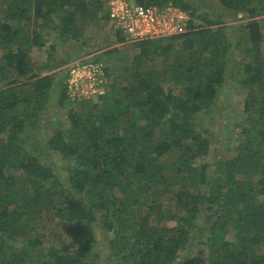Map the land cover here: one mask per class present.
Segmentation results:
<instances>
[{
	"label": "trees",
	"instance_id": "obj_1",
	"mask_svg": "<svg viewBox=\"0 0 264 264\" xmlns=\"http://www.w3.org/2000/svg\"><path fill=\"white\" fill-rule=\"evenodd\" d=\"M111 1L0 0V264H264V0H128L189 17L183 34L141 42L115 28ZM93 26L108 36L86 35ZM116 43L136 48L124 81L106 65L98 103L80 102L69 130L41 140L48 106L67 100L69 65L102 61ZM233 46L247 98L222 158L221 128L198 117L227 83ZM162 198L181 208L174 227L159 225ZM46 211L75 248L35 236Z\"/></svg>",
	"mask_w": 264,
	"mask_h": 264
},
{
	"label": "rangeland",
	"instance_id": "obj_2",
	"mask_svg": "<svg viewBox=\"0 0 264 264\" xmlns=\"http://www.w3.org/2000/svg\"><path fill=\"white\" fill-rule=\"evenodd\" d=\"M132 4H134L132 2ZM246 13H239L237 17L229 16L230 19L228 21V27L230 28L229 31L231 34L239 33L238 29H234L235 32L232 30L231 27L233 26H242L244 20L247 19ZM115 29V28H114ZM264 32V27H263ZM105 30H101V26L98 27H90L86 30V35L88 36H102L104 39L106 36ZM117 49V52L114 54H109L110 56H105L104 52L109 51L110 49ZM136 48L134 45H125L116 43L113 47L105 48L104 51H99L100 60L105 62V64L110 69L109 77H112L116 80L121 79L124 81L125 77L127 76L126 69L130 68L128 66L129 62L132 59V55L134 54ZM114 51V50H112ZM73 52V51H71ZM91 57V56H89ZM82 58L79 60H86L89 58ZM244 54L242 47L233 46L230 50L229 54L225 56L226 61V73H227V83L223 89H221L219 96L216 100L215 105L212 107V113L209 116H206V112H203L199 115L198 121L200 122L201 126L206 129H216L220 127V132L213 133V145L217 148V154L224 158V153L227 152L228 145L233 141V139H239V128L234 125L236 120L241 119L243 115V107L244 101L247 98V91L241 87L240 81L242 79V71H240L242 65L244 64ZM44 59V58H43ZM44 65L46 64V60H41L39 62L36 61V65ZM46 74V73H44ZM111 80V81H112ZM110 82V81H109ZM66 83V81H65ZM53 96V95H52ZM51 96V97H52ZM54 98V96H53ZM52 98V99H53ZM51 100V99H50ZM85 101H70L68 98L67 100H63L62 104H60V99L57 97L54 98V101L48 106L47 111L51 113V121L48 124H44V119L39 122L38 127L36 128L35 132L38 133V137L43 140L44 136L48 135V137L52 136L57 131H67L71 128L70 122V114L72 112H81L80 105ZM98 98L93 97L91 99V103L95 104L98 103ZM81 102V103H80ZM212 120V121H211ZM214 123V124H213ZM211 124V125H210ZM48 128L49 133L46 134L44 128ZM214 132V131H213ZM237 144L234 145L233 149L230 152L234 151ZM177 156V152H173V155L167 157L168 161H171ZM179 184L176 186V188ZM162 202V209L165 212V216L168 217L166 220H162L159 224L162 227L171 228L174 227L177 222L175 220L176 217L171 218L173 215L175 216H182L183 213L181 212V208L175 206L174 203H170V201L166 200V198L161 199ZM50 212H44L40 220L36 223L35 226V236H38L39 239L42 241L43 245L46 247L54 246L59 249H70L75 248L76 245L72 243L71 238L68 235V225L65 219L58 218L56 216L52 217L49 215ZM54 215V212H52ZM153 219V217H152ZM67 225V226H66ZM127 235L131 233L129 231L126 232ZM231 238V235H230ZM106 240H104L105 242ZM198 249L206 251L204 248ZM264 252V249L262 250ZM206 255L205 252L202 256L203 263L206 262ZM205 264V263H204Z\"/></svg>",
	"mask_w": 264,
	"mask_h": 264
},
{
	"label": "built area",
	"instance_id": "obj_3",
	"mask_svg": "<svg viewBox=\"0 0 264 264\" xmlns=\"http://www.w3.org/2000/svg\"><path fill=\"white\" fill-rule=\"evenodd\" d=\"M109 7L115 28L123 30L128 42L181 35L188 26L187 13L172 6L158 9L132 4L128 0H113ZM68 68L65 84L70 101H89L105 93L107 67L103 61L77 60Z\"/></svg>",
	"mask_w": 264,
	"mask_h": 264
}]
</instances>
